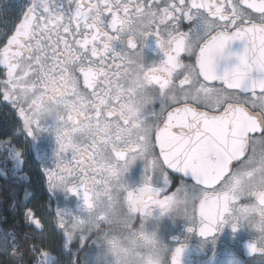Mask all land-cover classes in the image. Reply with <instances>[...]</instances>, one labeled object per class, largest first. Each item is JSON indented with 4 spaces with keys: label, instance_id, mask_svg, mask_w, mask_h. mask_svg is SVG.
<instances>
[{
    "label": "snow or ice",
    "instance_id": "6c2138e0",
    "mask_svg": "<svg viewBox=\"0 0 264 264\" xmlns=\"http://www.w3.org/2000/svg\"><path fill=\"white\" fill-rule=\"evenodd\" d=\"M66 2L67 8L57 0L19 4L18 23L0 47L6 76L0 87L5 100L28 103V109H21L27 135L40 130L43 116H52L57 122V155L72 153L71 160H58V171L49 170V188L82 196L84 206L90 207L93 186L120 176L131 211L151 213L153 208L166 209L172 170L191 180L181 184L198 195L187 233L195 231L214 242V233L225 224L235 231L240 224L227 216L236 197L220 187L252 140L264 138V0ZM245 7L259 14L258 23ZM10 10V5H0V15ZM146 13L152 19L144 36L155 38L162 58L148 64L144 76L159 95L137 113L131 104L134 88L125 86L122 77L128 57L142 42L126 37L124 30ZM183 21L190 25L187 31L181 30ZM193 37L195 46L188 43ZM234 41L243 44L238 52L229 50ZM184 54L195 56V62L186 63ZM232 57L231 67L218 72V62ZM173 86L175 94L167 95ZM144 115L155 126L135 142L127 141L124 134L130 127L139 128ZM85 128H94L95 134L77 142L75 137ZM102 150L108 160L101 158ZM137 159L144 162V175L138 186H130L125 173ZM154 162L164 170L157 181ZM256 199L264 206V192ZM57 215L65 216L59 211ZM61 227L70 243L80 218L70 217ZM80 238L83 243V232ZM0 244L9 246L6 237ZM184 244L174 247L171 264H180ZM247 249L248 254H260L252 264H264V246L251 241ZM48 255L43 253L40 264H47Z\"/></svg>",
    "mask_w": 264,
    "mask_h": 264
},
{
    "label": "clouds",
    "instance_id": "9594fccd",
    "mask_svg": "<svg viewBox=\"0 0 264 264\" xmlns=\"http://www.w3.org/2000/svg\"><path fill=\"white\" fill-rule=\"evenodd\" d=\"M150 13L142 18H133L125 26V36L142 42V47L128 57L123 80L125 86L134 88L131 104L137 113L144 112L151 101L159 95L144 76L145 62L144 33L149 30ZM195 46L197 38L188 41ZM175 88L170 87L167 95H174ZM155 126V121L147 115L141 116L139 128H131L125 133V139L135 142L139 135H146ZM95 134L94 128H85L75 137L77 142ZM146 155L150 152L145 150ZM101 158L108 160L107 151L101 152ZM124 170L125 165L118 166ZM153 180L164 175L162 166L153 164ZM90 207L80 218L77 232L89 234L86 248L80 249L78 264H171L174 247L167 243L160 231L165 218L175 222L192 219V209L198 202V195L184 185L178 186L169 195L165 210L151 213H133L126 198V186L120 176L111 178L107 183L93 186ZM236 197L227 216L229 222L235 221L246 226L252 235V241L264 246V206H261L256 194L264 192V138L257 137L250 143L249 151L232 168L231 173L220 187ZM76 232V233H77ZM75 233V234H76ZM74 234V236H75ZM71 264V262H69Z\"/></svg>",
    "mask_w": 264,
    "mask_h": 264
},
{
    "label": "flooded vegetation",
    "instance_id": "af4514ba",
    "mask_svg": "<svg viewBox=\"0 0 264 264\" xmlns=\"http://www.w3.org/2000/svg\"><path fill=\"white\" fill-rule=\"evenodd\" d=\"M19 0H0V5L8 4L11 6V10L6 15H0V47H3L4 43L7 42L8 36L12 34L14 26L18 23L20 18L19 4H27ZM139 2V0H138ZM147 3V0H144ZM178 2V0H177ZM64 3L67 8L66 0H57V4ZM163 6V3L160 5ZM245 10L252 15L254 22H259V14L255 13L251 9ZM190 25L187 21H183L181 25V30L187 31ZM243 44L237 41L235 44L233 42L229 45V50L232 52H238L242 49ZM144 57L145 62L150 63L152 61L162 58V54L156 45L155 38L153 36H148L145 39L144 46ZM184 61L186 63H194L195 56L189 57L187 54L183 55ZM235 58H224L222 72L231 67L234 63ZM6 79L5 70L0 66V80ZM3 88L0 87V116L6 118L9 125L12 124L19 131L20 136H23L25 141L28 143L29 153L35 160L34 164L37 168L39 175L42 177L43 185L45 187L46 204L49 212H47L46 218L53 227L54 238L62 237L63 244L68 243V247H64V252L72 260H77L80 252L78 250L86 248L89 243V234L83 233L84 242H81V233L77 232L69 243L66 241L64 235L65 229L61 227L62 223H68L69 218L73 216H83L85 214V206L83 204L82 196L74 193L66 192L63 188L50 189L49 188V170H57L56 164L60 159L71 160L72 153L68 151L67 153H62L60 156L58 153V144L56 141V136L53 128L56 125V121L52 116H43L39 120L40 130L32 136L27 135V130L25 128V116L21 114V109H28V103H13L10 100H5L3 95ZM30 103V101H29ZM201 110H209L200 106ZM2 110V112H1ZM4 111L6 115L4 114ZM65 119H67V113L64 114ZM68 127H71V122H69ZM5 138H2L3 142ZM1 145V144H0ZM2 146V145H1ZM0 146V147H1ZM11 151L8 152V157L3 158L2 165H4V175L9 178L10 174H13L14 183L19 182V171L24 163L21 162L20 156L16 155L17 149L15 148V141L11 144ZM158 153V148L156 149ZM8 161V163H5ZM58 171V170H57ZM16 173V174H15ZM144 175V162L137 159L129 167L128 171L125 173V179L130 186H138ZM169 175V187L165 194H170L182 182L191 184V180L184 181L182 176L175 174L172 170H168ZM27 176V175H26ZM30 178V176H29ZM27 176V181H28ZM19 184V183H18ZM18 186V185H17ZM71 187V185H69ZM61 212L65 216L62 218L57 215V212ZM159 212V208H153L154 215ZM45 218V217H44ZM191 226L187 224L186 221L172 220L165 218L160 225V231L164 236V239L171 246L175 247L182 241H185L183 251L181 254L180 264H208L207 261L215 253H220L221 258L219 260L220 264H252L251 261H258L260 259V254H248L247 245L252 241V235L246 226H239L235 231L225 224L218 232L214 233V242L211 238H203L198 235L197 232L187 233L186 228ZM45 249V250H44ZM48 250V247H40V257L39 261L44 260L43 253ZM223 257V259H222ZM51 259L52 263L58 264L59 258L57 256L48 255L47 264H50L48 260ZM21 260V259H20ZM40 264V263H39ZM216 264V263H215Z\"/></svg>",
    "mask_w": 264,
    "mask_h": 264
},
{
    "label": "trees",
    "instance_id": "16d2710c",
    "mask_svg": "<svg viewBox=\"0 0 264 264\" xmlns=\"http://www.w3.org/2000/svg\"><path fill=\"white\" fill-rule=\"evenodd\" d=\"M2 119L7 122L6 118ZM4 138L2 146L0 145V228L6 232L11 248L9 253L0 252V264H39L40 247L46 248L43 247L39 238L44 230H40L43 232L36 230L34 215L27 205L29 182L24 172L26 164L21 167L19 174L17 173L18 186L13 182V174H10L9 178L5 177L6 175L3 176L2 161L3 158L8 157V152L12 148L11 144L14 142L11 135ZM28 213H31L30 217Z\"/></svg>",
    "mask_w": 264,
    "mask_h": 264
},
{
    "label": "rangeland",
    "instance_id": "374dc122",
    "mask_svg": "<svg viewBox=\"0 0 264 264\" xmlns=\"http://www.w3.org/2000/svg\"><path fill=\"white\" fill-rule=\"evenodd\" d=\"M4 114L6 115L5 111ZM9 135H11L15 141V146L18 149L16 147L15 148L17 149V152L20 153L21 162L26 164V169L24 170V172L29 179V183L27 186V205L29 206V211L34 215V224L36 230H38L39 232H43L40 231L41 229L44 230L43 235L39 237L40 242L42 243L43 247H48V250L46 252L49 255L57 256L60 259L58 264H69L72 259L64 252V244L62 237L54 238V226H52L49 222V219L46 218L47 212H49V209L47 208L46 204L47 194L44 191L45 187L43 185L42 177L39 175L37 168L34 164L35 160L29 153L28 143L25 141L23 136H20L19 131L14 127L13 124L10 126L9 122H5L0 116V144H3L1 139ZM37 221L39 223H37ZM5 237L7 238L9 246L7 247V249H5L2 244H0V252L9 253L11 248L10 240L6 235V232H4L0 228V241H3ZM48 262L51 264V259H49Z\"/></svg>",
    "mask_w": 264,
    "mask_h": 264
},
{
    "label": "water",
    "instance_id": "95a60500",
    "mask_svg": "<svg viewBox=\"0 0 264 264\" xmlns=\"http://www.w3.org/2000/svg\"><path fill=\"white\" fill-rule=\"evenodd\" d=\"M237 41H234L233 42V44H235ZM223 60L224 59H221L219 62H218V72H220V73H222V68H223ZM180 176H182V174H179ZM218 254H220V253H215V254H213L212 256H211V258L209 259L210 261H207V263L208 264H218L219 263V260H220V258H221V256L219 255L218 256ZM222 259H223V257H222ZM216 260H218L217 262H216ZM223 262V261H222ZM220 263V264H223V263Z\"/></svg>",
    "mask_w": 264,
    "mask_h": 264
}]
</instances>
